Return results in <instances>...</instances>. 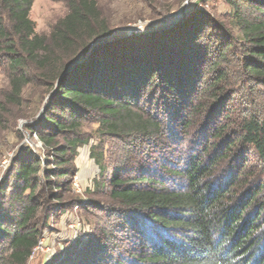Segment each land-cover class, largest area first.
<instances>
[{
  "label": "trees",
  "instance_id": "trees-1",
  "mask_svg": "<svg viewBox=\"0 0 264 264\" xmlns=\"http://www.w3.org/2000/svg\"><path fill=\"white\" fill-rule=\"evenodd\" d=\"M222 1L233 27L193 11L175 27L88 52L111 29L96 1L67 0L66 15L38 35L33 0H0L5 103L19 106L34 81L52 92L36 130L51 154L15 161V191L7 208L0 200V264H27L38 246L36 193L63 198L90 116L101 140H127L144 156L135 168L130 150L129 168L103 177L128 213L126 245L109 231L98 249L84 247L85 259L49 264H264V0ZM171 147L180 159L166 156Z\"/></svg>",
  "mask_w": 264,
  "mask_h": 264
},
{
  "label": "rangeland",
  "instance_id": "rangeland-1",
  "mask_svg": "<svg viewBox=\"0 0 264 264\" xmlns=\"http://www.w3.org/2000/svg\"><path fill=\"white\" fill-rule=\"evenodd\" d=\"M33 1L29 18L34 22L38 35H47L51 27L66 15L67 0ZM94 1L97 2L102 17L110 24L109 38H114L109 40L111 42L175 27L178 24H173L175 15L183 6L186 8V17L193 11L201 10L218 22L232 26L231 10L222 0ZM136 27H140V31H135ZM7 91L8 78L0 71V191L3 194L0 195V200L6 208L9 205V196L14 190L12 176L17 168L15 161L26 157L28 151L40 160L47 159L51 154L38 140L36 130L40 129L39 121L47 111L48 101L52 97V92L45 93L34 81L24 87L20 105L13 106L4 101ZM87 118L81 128V137L87 143L77 150L73 161L74 172L63 198L59 202L54 201V196L51 197L45 187L36 193L44 202L43 210L37 218L41 224V235L27 264H49L58 257L74 260L84 256L82 259H85L84 247L90 251L98 249L97 243H101V235L108 234L109 231L114 234L117 245H126V240L123 243L122 238L125 229L122 230L119 225L127 219L128 213L108 198L103 177L110 176L112 170L123 173L128 169L132 163L126 162L124 158L130 150L135 168L140 164L136 160L144 156L136 148L131 149L132 146L127 140H101L97 134L95 118ZM93 148H96V157L102 156V163L106 168L104 174L92 158ZM166 153L171 159H180L173 155L175 150L172 147ZM161 157L162 155L156 154V160L164 163L160 162L163 159ZM155 169L156 165L152 163L150 170ZM91 240L93 243L88 245Z\"/></svg>",
  "mask_w": 264,
  "mask_h": 264
},
{
  "label": "water",
  "instance_id": "water-1",
  "mask_svg": "<svg viewBox=\"0 0 264 264\" xmlns=\"http://www.w3.org/2000/svg\"><path fill=\"white\" fill-rule=\"evenodd\" d=\"M185 10H186V8H185V6H183L181 8V10L175 15V19H174V23L173 24L180 23L181 21H183L186 18ZM113 39L114 38H109V36L108 37H104V38L97 39L93 44L90 45V47L88 49V52H90L92 49H94L96 47V45L109 43V42H111L109 40H113ZM88 55L89 54H87L86 56H84L82 60H84L86 57H88Z\"/></svg>",
  "mask_w": 264,
  "mask_h": 264
},
{
  "label": "built area",
  "instance_id": "built-area-1",
  "mask_svg": "<svg viewBox=\"0 0 264 264\" xmlns=\"http://www.w3.org/2000/svg\"><path fill=\"white\" fill-rule=\"evenodd\" d=\"M135 31H140V27H136L135 28Z\"/></svg>",
  "mask_w": 264,
  "mask_h": 264
}]
</instances>
